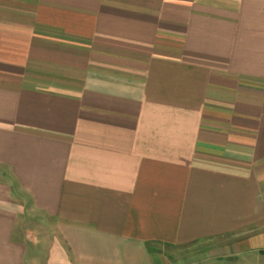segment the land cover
Returning <instances> with one entry per match:
<instances>
[{"label": "crops", "instance_id": "obj_1", "mask_svg": "<svg viewBox=\"0 0 264 264\" xmlns=\"http://www.w3.org/2000/svg\"><path fill=\"white\" fill-rule=\"evenodd\" d=\"M199 243L264 264V0H0V264Z\"/></svg>", "mask_w": 264, "mask_h": 264}, {"label": "rangeland", "instance_id": "obj_2", "mask_svg": "<svg viewBox=\"0 0 264 264\" xmlns=\"http://www.w3.org/2000/svg\"><path fill=\"white\" fill-rule=\"evenodd\" d=\"M27 216V215H26ZM25 216V217H26ZM31 224L30 229L36 234V236L41 239L43 238L46 232L50 233L49 230V220L41 214H30L29 217ZM34 221V224H32ZM38 224H35V223ZM31 249V247H30ZM170 255L177 258L175 261L172 260V264H201L198 261H202L203 259H208L213 251V247L209 243H199L192 247H185V248H176V249H169L167 250ZM31 253V251H30ZM174 258V259H175ZM27 264L30 260V255L27 256ZM198 262V263H197Z\"/></svg>", "mask_w": 264, "mask_h": 264}]
</instances>
